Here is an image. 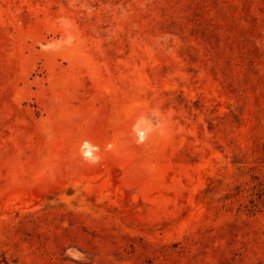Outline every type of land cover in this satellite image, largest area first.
<instances>
[{
    "label": "rangeland",
    "instance_id": "374dc122",
    "mask_svg": "<svg viewBox=\"0 0 264 264\" xmlns=\"http://www.w3.org/2000/svg\"><path fill=\"white\" fill-rule=\"evenodd\" d=\"M0 264H264V0H0Z\"/></svg>",
    "mask_w": 264,
    "mask_h": 264
},
{
    "label": "bare ground",
    "instance_id": "6f19581e",
    "mask_svg": "<svg viewBox=\"0 0 264 264\" xmlns=\"http://www.w3.org/2000/svg\"><path fill=\"white\" fill-rule=\"evenodd\" d=\"M85 152L88 153V154H91V153H92V152H91V148L88 147V148L85 150Z\"/></svg>",
    "mask_w": 264,
    "mask_h": 264
}]
</instances>
